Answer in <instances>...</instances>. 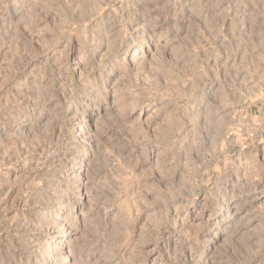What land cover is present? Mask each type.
Returning <instances> with one entry per match:
<instances>
[{
  "label": "rangeland",
  "instance_id": "374dc122",
  "mask_svg": "<svg viewBox=\"0 0 264 264\" xmlns=\"http://www.w3.org/2000/svg\"><path fill=\"white\" fill-rule=\"evenodd\" d=\"M0 264H264V0H0Z\"/></svg>",
  "mask_w": 264,
  "mask_h": 264
}]
</instances>
